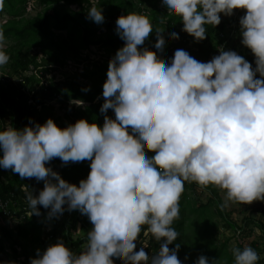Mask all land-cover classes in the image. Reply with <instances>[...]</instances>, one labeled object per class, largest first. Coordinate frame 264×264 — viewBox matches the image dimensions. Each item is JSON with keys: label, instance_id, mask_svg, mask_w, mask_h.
I'll return each mask as SVG.
<instances>
[{"label": "clouds", "instance_id": "9594fccd", "mask_svg": "<svg viewBox=\"0 0 264 264\" xmlns=\"http://www.w3.org/2000/svg\"><path fill=\"white\" fill-rule=\"evenodd\" d=\"M74 5L84 4L71 5L77 12ZM162 5L182 18L183 31L197 41L207 37L206 25L221 23V13L245 10L241 43L254 54L255 67L222 46L207 62L184 49L161 62L163 31L155 30L153 51L141 47L154 31L150 19L137 12L118 16L115 30L125 43L109 60L102 126L80 118L61 127L49 117L0 128V167L44 181L38 195L26 191L30 214L40 215L37 205H43L52 219L67 205L92 224L81 251L58 239L37 249L30 264H183L180 243L169 245L180 236L173 225L185 182L225 190L221 208L264 201V0H162ZM104 19L102 7L91 0L87 20ZM170 39H179V33L171 32ZM4 41L0 28V66L10 59ZM56 157L64 164L89 160L90 172L78 184L69 182L47 163ZM142 230L160 242L152 256L144 247L136 250ZM232 255L233 264L260 260L248 244L234 246ZM194 264L220 261L202 254Z\"/></svg>", "mask_w": 264, "mask_h": 264}, {"label": "trees", "instance_id": "16d2710c", "mask_svg": "<svg viewBox=\"0 0 264 264\" xmlns=\"http://www.w3.org/2000/svg\"><path fill=\"white\" fill-rule=\"evenodd\" d=\"M31 1L41 7L35 15H28ZM161 1L95 0L96 5L102 7L105 17L103 23H100L103 29L95 31L93 25L96 22L87 20V8L82 6L77 12L71 9L72 4L91 5V0H2L0 28L4 30V42L7 43L4 51L10 59L0 66V128L9 124L23 127L35 121L43 123L49 117L61 127L62 120L69 124L80 118H86L90 122L95 120L102 126L105 114L100 112V107L104 102L102 92L109 60L125 43L115 30L116 19L119 14L134 12L135 8L139 10L142 4L148 9L146 15L154 31L141 47L146 46L155 51V30L163 31L166 47L158 57L161 62H169V58L174 56L172 50L177 49H184L197 60L207 62L218 55L221 46L225 50H228L227 47L236 50L241 45L239 54L255 67L254 54L241 43L239 19L245 10L236 9L230 16L221 13V23L216 26L206 25L207 37L197 41L191 34L183 31L180 16L159 7ZM4 15L8 17L3 19ZM232 27L236 31L234 38L230 32ZM173 31L179 33V39H170ZM62 32L65 37L61 36ZM90 45L106 53L108 58L103 62L88 60L84 51ZM69 62L76 69L71 71L72 77L70 73L63 72V79L56 80ZM75 100H82L83 104L75 106L72 104ZM53 101L64 109L62 116L55 113L51 104ZM108 115L114 118V110L109 109ZM47 163L66 180L76 184L90 172L89 160L64 164L56 157ZM27 185L31 188L28 189ZM43 187V180L35 177L22 178L11 169L0 167V200L3 204L6 202V210L4 212L0 207V215L5 222L11 216L17 220L14 227L0 225V253L8 256L9 264H30V258L37 254V249L44 250L58 239H63L76 252L81 251L86 243V233L92 227L86 214L71 211L70 214L64 212L59 217L48 219L49 209L43 205H37L40 215L30 214L26 191L38 195ZM197 188L200 187L196 182H185L179 202L180 218L173 225L180 236L169 247L173 248L176 243H180L178 258L183 264H194L202 254L209 259L219 258L220 264H233L232 248L244 246L243 235L246 234L247 227L253 225L264 238V221L245 217L243 224L239 226L230 213L220 207L223 202L218 194V187L209 185L202 189L209 191V197L206 203L198 205L188 195V189L194 192ZM213 204L215 212L222 217L224 228L233 230L242 238H237L236 244L230 248L229 237L224 241L217 238L218 224L211 216ZM260 211L264 213V208ZM77 225L84 234L73 238L72 233ZM144 242L148 245L145 246ZM136 244L137 251L144 247L150 256L160 247V242L155 241L151 235L145 236L143 230ZM253 244L260 255L257 264H264V254H260V248L255 242Z\"/></svg>", "mask_w": 264, "mask_h": 264}, {"label": "rangeland", "instance_id": "374dc122", "mask_svg": "<svg viewBox=\"0 0 264 264\" xmlns=\"http://www.w3.org/2000/svg\"><path fill=\"white\" fill-rule=\"evenodd\" d=\"M31 2L32 3L29 4L30 11H29L28 15H35L37 11L41 10V7L38 6L36 3H34L33 1H31ZM159 7L166 9L165 7H163L162 1L160 2ZM147 11H148V9L145 8L143 6V4L139 7V10H137L136 8L134 9V12H137V13L145 15V16H148V15H146ZM119 16H120V14H119ZM7 17H8L7 15H4L3 19L7 18ZM101 25L102 24H98V23L94 24L93 25L94 30L97 31L101 27ZM231 30L232 31H230V32L234 38L236 31L234 30L233 27ZM61 36L65 37V33L62 32ZM102 36H105V35H102ZM6 45H7V43L4 42V47ZM227 48L230 49V47H227ZM36 50H37V48L34 49V51H36ZM241 50H242V46L239 45L238 48L236 49V51L239 54ZM219 52H220V50H219ZM172 53L174 54L175 51L172 50ZM84 54L87 56L88 60H90V61L91 60H97V61L103 62L104 59L108 58V55L106 53H102V51L97 49L96 46H94V45H90L88 47V49L84 51ZM69 64H71V65H69ZM69 64L63 68V70L61 71V75L59 77H57L56 80L63 79V75H62L63 72H66L67 74L70 73V77H72L71 73L74 72L76 69L73 67L71 62H69ZM51 104L53 105L54 111L57 115L62 116L64 114V112H65L64 109L59 107V104L57 102L53 101ZM72 104H74L75 106L81 105V104L74 103L73 101H72ZM62 122H63V127L67 126L68 121L62 120ZM218 189H219L218 194H219V196L223 202L224 196H225V190H223L219 187H218ZM188 195L192 200H195L197 202V205H198L199 203H206L208 201L209 191H203L201 188H197L194 192H192L190 189H188ZM262 208H264V201L256 200L250 204L249 203H245V204L232 203L230 205V207L225 208V210L228 211L230 213L231 218L239 226H241L243 224V219L245 217H252V218L260 219V220L264 221V213H262L260 211V209H262ZM211 209L213 211L212 212L213 214L211 215L212 219L215 222H217V224H218L217 238L219 239V241H224L226 238L229 237L228 247L230 248L232 245L236 244L237 238H241V237L238 233H235L233 230L224 228L223 220L221 219L222 217L215 212V205L214 204L211 206ZM66 214H70V213L67 212ZM9 219L7 222H5L3 217L0 215V225L3 224L5 226L14 227L17 220L15 219V217H11V219L10 220ZM83 234H84V231L79 229L78 225H77V228H75L73 233H72V237L76 238V237L81 236ZM1 236H2V233L0 232V238H1ZM243 239L245 241L244 245L248 244V245H251L253 247L254 246L253 242H255L256 246H258L260 248V250H259L260 254H264V238L262 237V233L259 232V230L256 227H254L253 225H249L247 227L246 234L243 235ZM6 243H8V242H6ZM152 253H153V251H151V254ZM149 256H150V254H149ZM0 264H9L8 263V256L4 253H0ZM113 264H123V262L122 261H114Z\"/></svg>", "mask_w": 264, "mask_h": 264}, {"label": "built area", "instance_id": "2783aa9c", "mask_svg": "<svg viewBox=\"0 0 264 264\" xmlns=\"http://www.w3.org/2000/svg\"><path fill=\"white\" fill-rule=\"evenodd\" d=\"M89 6H90V5H87V4H84V5H83V7L87 8V9L89 8ZM72 8H73L74 10H76V11H79L80 8H81V6L74 5ZM29 102H31V101H29ZM27 186H28V189L31 188L30 185H27ZM34 195H36V194H34ZM5 206H6V202H5V204H3V203L1 202V200H0V207L3 209L4 212H5V210H6ZM65 209L67 210V205H65ZM77 210H78V209H77ZM68 211H69V210H68Z\"/></svg>", "mask_w": 264, "mask_h": 264}, {"label": "bare ground", "instance_id": "6f19581e", "mask_svg": "<svg viewBox=\"0 0 264 264\" xmlns=\"http://www.w3.org/2000/svg\"><path fill=\"white\" fill-rule=\"evenodd\" d=\"M71 211H79V210H71ZM71 211H68V210H65L64 212H68V213H70ZM12 217V216H11ZM11 217H7V218H11Z\"/></svg>", "mask_w": 264, "mask_h": 264}]
</instances>
